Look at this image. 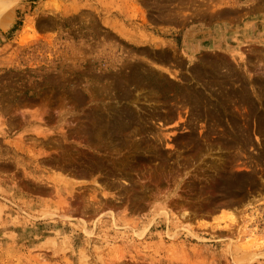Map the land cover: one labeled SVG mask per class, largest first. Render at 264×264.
<instances>
[{"label": "rangeland", "instance_id": "obj_1", "mask_svg": "<svg viewBox=\"0 0 264 264\" xmlns=\"http://www.w3.org/2000/svg\"><path fill=\"white\" fill-rule=\"evenodd\" d=\"M0 264H264V0H0Z\"/></svg>", "mask_w": 264, "mask_h": 264}, {"label": "crops", "instance_id": "obj_2", "mask_svg": "<svg viewBox=\"0 0 264 264\" xmlns=\"http://www.w3.org/2000/svg\"><path fill=\"white\" fill-rule=\"evenodd\" d=\"M196 28L199 29L198 27L194 28V27L190 26L184 31V36L187 35L186 39H188V41L186 42V52L189 55L195 53V50L199 47L197 43L200 42L199 44L201 46H203V43L200 41V38L197 39L196 37L194 38L195 45L191 44V42H193L192 38L194 37V35L197 33H200V30L198 31ZM211 37H212V39H211L212 42H210L211 43L210 45H212V44L215 45L217 42L223 44L222 41H217L215 34L212 35Z\"/></svg>", "mask_w": 264, "mask_h": 264}, {"label": "bare ground", "instance_id": "obj_3", "mask_svg": "<svg viewBox=\"0 0 264 264\" xmlns=\"http://www.w3.org/2000/svg\"><path fill=\"white\" fill-rule=\"evenodd\" d=\"M245 254V253H244ZM246 260H248V259H246V256H243V257H241L238 261L239 262H242V261H246Z\"/></svg>", "mask_w": 264, "mask_h": 264}]
</instances>
